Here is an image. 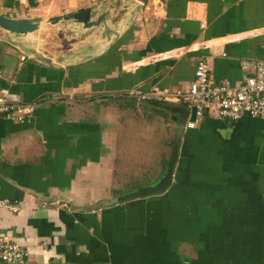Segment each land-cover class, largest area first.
I'll return each instance as SVG.
<instances>
[{
    "label": "crops",
    "instance_id": "1",
    "mask_svg": "<svg viewBox=\"0 0 264 264\" xmlns=\"http://www.w3.org/2000/svg\"><path fill=\"white\" fill-rule=\"evenodd\" d=\"M108 1L0 0V15L45 20ZM136 1L129 30L78 66L46 67L0 42L7 101L43 100L22 124L0 116V199L19 206L0 210V236L23 249L25 264H264L259 119L207 113L188 129L187 111L165 191L96 208L161 178L181 107L106 95L184 91L198 59L211 82L232 87L250 76L245 62L264 66V0ZM66 35L33 34L51 57L86 43Z\"/></svg>",
    "mask_w": 264,
    "mask_h": 264
},
{
    "label": "water",
    "instance_id": "2",
    "mask_svg": "<svg viewBox=\"0 0 264 264\" xmlns=\"http://www.w3.org/2000/svg\"><path fill=\"white\" fill-rule=\"evenodd\" d=\"M141 8L142 4L136 0H109L105 6L96 3L45 20L39 17L12 19L0 15V31L4 34V36L0 35V42L16 49L26 59L46 67L61 69L78 66L107 52L129 30ZM49 27H55L60 33L67 34L65 37L67 41L86 43L72 53H62L59 57L47 56L41 51L39 41L33 34L36 31L43 32ZM172 111L179 114V119L171 155L161 178L154 185L138 188L132 193L109 201H101L96 208L157 195L169 186L179 135L187 116V110L183 107L172 108Z\"/></svg>",
    "mask_w": 264,
    "mask_h": 264
},
{
    "label": "built area",
    "instance_id": "3",
    "mask_svg": "<svg viewBox=\"0 0 264 264\" xmlns=\"http://www.w3.org/2000/svg\"><path fill=\"white\" fill-rule=\"evenodd\" d=\"M197 7L199 5H195L193 10ZM243 68L250 71V76L241 85L232 87L228 83L215 84L208 78L205 61L198 59L194 65L193 79L184 91L152 85L145 90L131 87L106 97L137 103L181 106L193 115L192 121L186 123L188 129L207 113L228 122L238 121L242 116L264 121V66L259 61H252L245 62ZM42 102L43 100L29 104L9 103L0 87V116L10 122L24 123L33 109ZM0 210L15 214L19 211V206L3 198L0 199ZM0 262L25 264V253L20 246L0 236Z\"/></svg>",
    "mask_w": 264,
    "mask_h": 264
},
{
    "label": "rangeland",
    "instance_id": "4",
    "mask_svg": "<svg viewBox=\"0 0 264 264\" xmlns=\"http://www.w3.org/2000/svg\"><path fill=\"white\" fill-rule=\"evenodd\" d=\"M133 103H136V102H133ZM132 181V180H131ZM149 186V185H148Z\"/></svg>",
    "mask_w": 264,
    "mask_h": 264
}]
</instances>
